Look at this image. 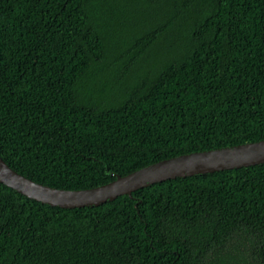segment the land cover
<instances>
[{"label":"trees","instance_id":"1","mask_svg":"<svg viewBox=\"0 0 264 264\" xmlns=\"http://www.w3.org/2000/svg\"><path fill=\"white\" fill-rule=\"evenodd\" d=\"M264 140V0H0V157L61 190ZM0 264H264V163L65 209L0 184Z\"/></svg>","mask_w":264,"mask_h":264},{"label":"water","instance_id":"2","mask_svg":"<svg viewBox=\"0 0 264 264\" xmlns=\"http://www.w3.org/2000/svg\"><path fill=\"white\" fill-rule=\"evenodd\" d=\"M264 163V140L194 152L163 160L114 181L85 190H61L15 172L0 157V184L42 204L65 209L99 206L119 196L170 179L240 169Z\"/></svg>","mask_w":264,"mask_h":264}]
</instances>
